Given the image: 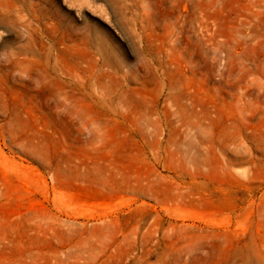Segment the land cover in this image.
I'll use <instances>...</instances> for the list:
<instances>
[{
	"label": "rangeland",
	"instance_id": "1",
	"mask_svg": "<svg viewBox=\"0 0 264 264\" xmlns=\"http://www.w3.org/2000/svg\"><path fill=\"white\" fill-rule=\"evenodd\" d=\"M0 264H264V0H0Z\"/></svg>",
	"mask_w": 264,
	"mask_h": 264
}]
</instances>
